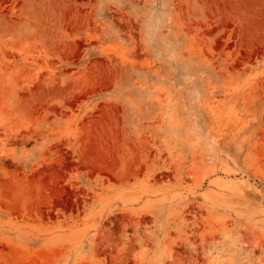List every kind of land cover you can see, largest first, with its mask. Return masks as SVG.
<instances>
[{
	"label": "rangeland",
	"instance_id": "rangeland-1",
	"mask_svg": "<svg viewBox=\"0 0 264 264\" xmlns=\"http://www.w3.org/2000/svg\"><path fill=\"white\" fill-rule=\"evenodd\" d=\"M0 264H264V0H0Z\"/></svg>",
	"mask_w": 264,
	"mask_h": 264
}]
</instances>
